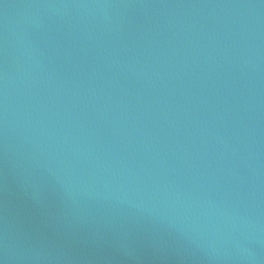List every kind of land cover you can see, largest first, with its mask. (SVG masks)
I'll list each match as a JSON object with an SVG mask.
<instances>
[{"label": "water", "instance_id": "obj_1", "mask_svg": "<svg viewBox=\"0 0 264 264\" xmlns=\"http://www.w3.org/2000/svg\"><path fill=\"white\" fill-rule=\"evenodd\" d=\"M0 264H264V0H0Z\"/></svg>", "mask_w": 264, "mask_h": 264}]
</instances>
